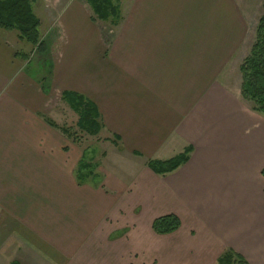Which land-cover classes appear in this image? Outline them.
I'll list each match as a JSON object with an SVG mask.
<instances>
[{
	"label": "crops",
	"instance_id": "1",
	"mask_svg": "<svg viewBox=\"0 0 264 264\" xmlns=\"http://www.w3.org/2000/svg\"><path fill=\"white\" fill-rule=\"evenodd\" d=\"M43 1L59 12L46 65L0 28V264H264V113L223 78L244 35L236 0H129L108 34L85 1ZM64 91L97 106L137 169L77 181L84 151L48 122ZM187 147L172 172L147 165ZM168 214L180 227L156 233Z\"/></svg>",
	"mask_w": 264,
	"mask_h": 264
},
{
	"label": "trees",
	"instance_id": "2",
	"mask_svg": "<svg viewBox=\"0 0 264 264\" xmlns=\"http://www.w3.org/2000/svg\"><path fill=\"white\" fill-rule=\"evenodd\" d=\"M92 10L94 21L109 22L117 26L122 20V13L119 5L113 0H86ZM34 0H0V28L17 31L21 41L28 43L31 50L44 55L46 43L40 31V18L34 11ZM264 7V5H263ZM17 56L24 60L29 55L22 50L17 51ZM241 74V96L247 101L253 110L264 113V10L256 24L255 35L248 54L239 65ZM62 100L69 105L78 115V126L82 131L91 135H97L102 129L101 115L97 106L83 95L64 91ZM53 126L59 127L68 137L72 138V132L67 126H58L48 119ZM73 140V139H72ZM192 148L187 147L178 155L167 160H149L147 165L157 174L165 175L174 171L185 163ZM96 164L82 157L76 169V178L80 184L88 181L90 176L95 174ZM264 174V169H263ZM181 225L180 218L175 214H168L156 218L152 227L158 234H167L177 230ZM233 256L226 252L219 258V264H232ZM244 263L243 261H238Z\"/></svg>",
	"mask_w": 264,
	"mask_h": 264
},
{
	"label": "rangeland",
	"instance_id": "3",
	"mask_svg": "<svg viewBox=\"0 0 264 264\" xmlns=\"http://www.w3.org/2000/svg\"><path fill=\"white\" fill-rule=\"evenodd\" d=\"M83 1L86 2V0ZM113 2L119 5L123 17V7L125 8L127 6L129 0H113ZM236 2L241 7L240 9L245 13L244 15L246 22L244 23L243 28L244 35L242 36L243 38L239 44H235L233 50L229 51V54L231 55H229V63L227 69L224 72L223 78H225V81L230 86H233L234 88H240L242 79L239 71V65L244 57L248 54L254 40L256 24L264 10V0H236ZM48 3V1L43 0H34L33 3L34 11L40 18V31L44 40L47 39L50 32L53 30V24H55L59 13L55 11V9ZM203 4L204 3L202 2L198 3L199 7H202ZM196 7L194 13L192 14L194 16L202 15L203 10L199 8L196 9ZM99 23L101 32L103 34H108L110 30H116L121 21L117 26H112L109 22L99 21ZM13 32L17 34V31ZM19 49L22 50V52L28 53L29 59L25 60L26 62H32V64L37 68L38 64L40 63L43 66L46 65V59L44 58V55L37 51L31 50V46L28 43L21 41L19 43ZM57 110L58 114L62 118L60 121L61 126H67L72 132V138H69L68 142L69 150H83V156L87 157L89 162L96 164V168L94 170L95 174L90 176L88 180H95L98 182L101 181L104 174L109 172L108 168H110L112 174L117 176L123 175L125 173V168L127 170L126 174H128V171L130 172L131 170L138 168L137 164L124 161L123 159L116 157V154H120L119 152H121V149L118 148V142L112 138H107L104 133H101V130L97 135H91L85 131H82L77 124L79 115L73 109H71L68 104L59 103ZM113 145L115 146V149ZM121 153L122 154L120 155H123V152Z\"/></svg>",
	"mask_w": 264,
	"mask_h": 264
}]
</instances>
